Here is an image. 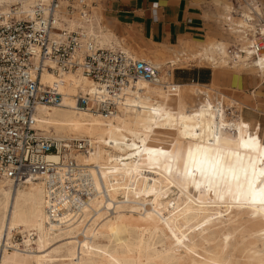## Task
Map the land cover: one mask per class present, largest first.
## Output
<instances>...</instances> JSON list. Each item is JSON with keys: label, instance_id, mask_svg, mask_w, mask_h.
Listing matches in <instances>:
<instances>
[{"label": "bare ground", "instance_id": "1", "mask_svg": "<svg viewBox=\"0 0 264 264\" xmlns=\"http://www.w3.org/2000/svg\"><path fill=\"white\" fill-rule=\"evenodd\" d=\"M208 4L233 35L246 25V14L233 15L227 0ZM95 8L98 14L86 18L99 45L121 46L102 25L103 5ZM256 9L264 15L263 3ZM230 44L209 42L191 55L255 71L263 81L264 61L258 66L248 58L228 61ZM126 51L160 69L163 82L173 78L168 62L189 58L184 51L172 59L154 48ZM42 81L57 83L62 98L57 105L38 106L34 127L70 148L73 140L88 138V153L71 149L66 154L92 166L109 199L95 198L80 214L53 221L43 183L15 187L0 179V241L22 234L21 246L5 251L0 264H264V141L259 127L242 113L224 110V94L214 103L209 84L194 81L177 83L178 93L171 95L164 83L140 78L127 89L125 106L105 118L77 105L80 90L95 89L81 73L46 71ZM199 180L207 193L196 189ZM114 205L115 212L107 215L105 209Z\"/></svg>", "mask_w": 264, "mask_h": 264}, {"label": "built area", "instance_id": "2", "mask_svg": "<svg viewBox=\"0 0 264 264\" xmlns=\"http://www.w3.org/2000/svg\"><path fill=\"white\" fill-rule=\"evenodd\" d=\"M103 1L107 0H15L0 4V179L15 187L31 181L43 183L53 221L80 214L95 198L107 202L109 194L103 183L97 185L91 165L66 154L71 149L88 153V138L73 140L70 148L34 127L38 106L57 105L62 98L57 83L42 81L44 72L60 76L72 71L88 78L95 89L80 90L75 96L77 105L105 118L125 106L127 89L140 78L164 83L171 95L178 93L176 82H163L160 69L147 61L121 46L99 45L89 23L92 8ZM230 4L233 15L246 14V25L237 26L236 35L228 24L223 25L231 36L228 61H264V15L256 9L261 1L230 0ZM71 21L76 23L73 28ZM208 62L213 68L218 60ZM166 65L174 76L173 63ZM111 207L105 209L107 215L115 212L117 205ZM30 237L35 239V234ZM15 244L21 246L15 238L0 241V262Z\"/></svg>", "mask_w": 264, "mask_h": 264}, {"label": "crops", "instance_id": "3", "mask_svg": "<svg viewBox=\"0 0 264 264\" xmlns=\"http://www.w3.org/2000/svg\"><path fill=\"white\" fill-rule=\"evenodd\" d=\"M108 23L120 33L136 32V37L148 45H178L180 41L202 42L207 32L202 0H107L103 1ZM150 49V48H149ZM191 65V64H189ZM194 68V69H193ZM201 70L191 66V72L177 75L180 80L202 77L200 83L208 84L217 78L212 68ZM220 83L239 95L248 107L243 116L259 123L264 141V111H257V95L264 107V80L248 72H232ZM250 110V112L248 111Z\"/></svg>", "mask_w": 264, "mask_h": 264}, {"label": "rangeland", "instance_id": "4", "mask_svg": "<svg viewBox=\"0 0 264 264\" xmlns=\"http://www.w3.org/2000/svg\"><path fill=\"white\" fill-rule=\"evenodd\" d=\"M208 1L209 0H205V2H203L204 11H205L204 12V18H205L206 23H207V32H206L205 36L202 38V42L180 41V43L178 45H163V44H158V43H151L150 45H148L145 41H142L140 38L136 37V34H135L136 32H134V30H133V32H129V33L118 32V30L113 25L108 23V19L105 15V11H104V6L101 9L102 13L100 12L101 16H102V25L105 28L107 27V28L111 29L117 35L118 41H120V45L124 49H126V48L128 49L129 47H133L137 50H138V48H140L144 51H146L148 48H154L157 50H164L166 52V55L169 57V59L174 58L173 56L175 54L178 55L179 51H184L185 53H187L189 58L183 59L181 62H179L178 64H175L174 67H172V68H175V71H174V76L171 80H174L176 82V84L177 83L178 84L194 83L193 80H180L177 78V75L180 76V75L186 74L187 72H191L192 71L191 66H193V67L198 66L201 70L202 69L203 70H211V69H209L210 68L209 66H211V63L208 62V60H202L200 57L192 56L191 53L197 52V51L201 52L203 46L207 45L209 42H216L219 40H227L228 42L231 43V40H230L231 36L228 32H226V30L223 27V25L226 24L227 21H225L223 18H221L218 10L213 5L208 4ZM227 1H228V3H230V0H227ZM260 1H261V3H263V6H264V0H260ZM100 4L103 5V2H98L97 5H100ZM98 11H100V9L92 8V16L95 17L98 14ZM100 13H99V15H100ZM115 46H118V45H115ZM167 53H169V54H167ZM134 54L137 55L138 58H140L139 53H134ZM189 64H191V65H189ZM166 67L168 68V65H166ZM212 70H213L214 74L217 75V78L214 81L208 83L209 86L212 88L211 89L212 91L210 92L212 96L210 95V99L214 103H216L217 101L215 98H217L218 96L220 98V96H221L220 93H222V94H224L223 96H225V98L227 100L225 102V105H224V110H226L232 116L233 115L237 116L239 113L243 114V111L246 110V108H244V107L245 106L248 107L246 105V103L244 101H241V99L239 98V95L236 94L234 91L230 90L227 87H224L220 83V81H221V78L227 77L226 75H228L229 73H232V72H239V73L248 72V73L254 74L256 77H258L257 74L255 73V71H251V70L244 69V68H231L230 66H224L220 63H217L216 65H214ZM259 78L261 79V77H259ZM202 87L204 88V86H202ZM256 95L258 96L257 97V104H254V105L258 106V107H256L258 109L257 111H261V110L264 111V107L261 105L262 100L259 98L260 93H256ZM205 98H206V96H202V101ZM200 100L198 99V100L194 101V103H198ZM235 101L241 102L244 106L243 105L241 106V104L235 103ZM239 106L241 107V109ZM248 111L250 112V110H248ZM246 120H248V119H246ZM256 124L253 122L254 127H257V126L259 127V123H256ZM42 132L44 133V131H42ZM260 135H261V132H260ZM261 137H262V135H261ZM226 143L229 144V142H226ZM198 183H199V186L196 189L201 190L203 188L202 187L203 182L201 180H199L195 184L198 185ZM224 186L227 187V184H225ZM193 188H195L194 185H193ZM206 189L207 188L204 187L203 190L200 191V193L201 194L207 193ZM13 238H15L18 242H22V234L19 232H15Z\"/></svg>", "mask_w": 264, "mask_h": 264}, {"label": "trees", "instance_id": "5", "mask_svg": "<svg viewBox=\"0 0 264 264\" xmlns=\"http://www.w3.org/2000/svg\"><path fill=\"white\" fill-rule=\"evenodd\" d=\"M192 79H193V81H196V82H202V80H203L202 77H194Z\"/></svg>", "mask_w": 264, "mask_h": 264}, {"label": "snow or ice", "instance_id": "6", "mask_svg": "<svg viewBox=\"0 0 264 264\" xmlns=\"http://www.w3.org/2000/svg\"><path fill=\"white\" fill-rule=\"evenodd\" d=\"M261 195H264V189H261Z\"/></svg>", "mask_w": 264, "mask_h": 264}]
</instances>
